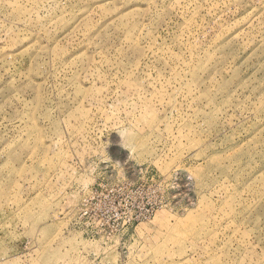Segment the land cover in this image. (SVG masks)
<instances>
[{
	"label": "rangeland",
	"instance_id": "rangeland-1",
	"mask_svg": "<svg viewBox=\"0 0 264 264\" xmlns=\"http://www.w3.org/2000/svg\"><path fill=\"white\" fill-rule=\"evenodd\" d=\"M0 264H264V0H0Z\"/></svg>",
	"mask_w": 264,
	"mask_h": 264
}]
</instances>
